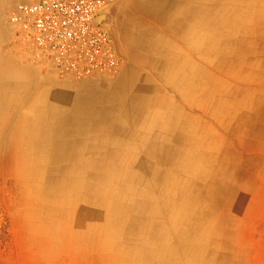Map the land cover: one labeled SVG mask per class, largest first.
Returning a JSON list of instances; mask_svg holds the SVG:
<instances>
[{
  "label": "crops",
  "instance_id": "crops-1",
  "mask_svg": "<svg viewBox=\"0 0 264 264\" xmlns=\"http://www.w3.org/2000/svg\"><path fill=\"white\" fill-rule=\"evenodd\" d=\"M21 1L0 0V156L19 150L28 177L50 184L39 188L44 198L64 192L68 209L84 188L97 192L110 236L126 240L138 230L140 246L125 250L136 254L135 263L216 264L219 256L206 263L202 247L215 227L226 234L234 208L217 205H230L223 198L231 178L253 153L245 122L237 125L235 94L245 90L237 78L252 76L264 61L257 16L264 1L247 0L248 10L238 11L236 0H121L109 15L125 61L120 78L80 92L56 84L17 46L10 14ZM122 188L134 199L133 213L144 217L118 213ZM171 237L196 241L195 252L186 260L173 256Z\"/></svg>",
  "mask_w": 264,
  "mask_h": 264
},
{
  "label": "rangeland",
  "instance_id": "rangeland-1",
  "mask_svg": "<svg viewBox=\"0 0 264 264\" xmlns=\"http://www.w3.org/2000/svg\"><path fill=\"white\" fill-rule=\"evenodd\" d=\"M120 1L114 4L109 15ZM236 2L238 11L248 10L245 8L247 0ZM257 16L264 31V8ZM108 21L109 26L106 21L101 23L106 25L111 33L112 25L109 19ZM17 46L29 55L28 58L34 66L44 72L53 73L56 84L72 86L78 92L91 85L110 84L120 78V75H102L86 81H63L49 63L36 59L20 39ZM260 64L261 69H253L252 76H240L236 81L238 89L241 86L245 88L235 94L237 125L245 122L246 145L251 147L253 153L246 158L245 167L239 168L231 178L230 195L223 198L226 199L225 202L231 199L230 205H217L222 210L229 207L234 209L228 212L230 224L222 229L226 234H219L215 227L216 230L210 235L212 242L205 243L202 247L206 263L210 257L217 254L220 259L216 264H264V61ZM252 77L263 79L253 82ZM19 113L23 115L28 113V110L18 109L16 114ZM241 115H244V120L240 118ZM17 152L19 150L14 149V155L0 156V264H138L135 263L136 254L125 252L140 246L136 237L138 230L134 234L127 232L131 237L126 240L123 235L114 238L110 236L104 214L105 204L97 192H87L84 188L80 192L81 197L75 204H70L69 209L66 206L68 201L65 198L62 200L63 197H68L63 196L64 192H58L55 195L57 199H46L45 191L41 192L39 188H47L50 184L38 177H28L26 168L19 166ZM87 183L89 184L88 181ZM87 183L84 181L85 186ZM124 190L125 188H122L120 192L122 197L116 199V204L120 207L118 213L126 218L133 215L137 218L144 217L138 211L133 213L136 207L134 199L125 198ZM70 192L75 194V189ZM204 192L206 190H203L201 201L206 200L203 198ZM51 210L62 211L52 213ZM145 217H149V214H145ZM195 244L196 241L179 242L175 237L168 240L169 250H178L172 255H179L180 260L183 256L186 260L195 252L191 250ZM157 247L160 251L161 247ZM180 251H184V254ZM144 257L141 255L142 259ZM153 264L162 263L155 259Z\"/></svg>",
  "mask_w": 264,
  "mask_h": 264
},
{
  "label": "built area",
  "instance_id": "built-area-1",
  "mask_svg": "<svg viewBox=\"0 0 264 264\" xmlns=\"http://www.w3.org/2000/svg\"><path fill=\"white\" fill-rule=\"evenodd\" d=\"M118 0H22L10 22L34 57L49 63L63 81L118 76L124 60L99 16Z\"/></svg>",
  "mask_w": 264,
  "mask_h": 264
},
{
  "label": "bare ground",
  "instance_id": "bare-ground-1",
  "mask_svg": "<svg viewBox=\"0 0 264 264\" xmlns=\"http://www.w3.org/2000/svg\"><path fill=\"white\" fill-rule=\"evenodd\" d=\"M118 3V2H117ZM158 2H156L155 4H157ZM118 5V4H117ZM157 6V5H156ZM206 9V8H205ZM111 11V10H110ZM110 11H108V12H105V13H103L101 16H99V18H98V21L99 22H101V21H106L107 22V26H109V21H108V19H109V12ZM122 11V10H121ZM160 11V10H159ZM117 17V16H116ZM115 22H116V20H115ZM113 23V22H112ZM116 25H117V23H116ZM116 25H115V27H116ZM132 26V25H131ZM130 26V27H131ZM115 27H114V29H115ZM116 29H118L117 27H116ZM115 29V30H116ZM114 30V31H115ZM113 31V30H112ZM115 33V32H114ZM117 33H118V31H117ZM116 33V34H117ZM115 35V34H114ZM135 77V76H134ZM132 78V77H131ZM122 90V89H121ZM30 157H31V155H30ZM58 157V156H57ZM63 157V156H62ZM70 162H71V160H70ZM76 163V162H75ZM83 163H84V161H83ZM67 164V163H66ZM50 165V164H49ZM64 166V165H63ZM80 168V167H79ZM70 170V169H69ZM81 171V170H80ZM39 172V171H38ZM64 175V174H63ZM66 176V175H65ZM81 176V175H80ZM82 177V176H81ZM43 179V178H42ZM61 184V183H60ZM82 184V183H81ZM69 187V186H68ZM80 188V187H79ZM51 189H52V187H51ZM73 195V194H72ZM76 199H78V198H76ZM74 200H75V198H74ZM76 201V200H75ZM109 201V200H108ZM113 204V203H112ZM114 205V204H113ZM54 213V212H53ZM108 214V213H107Z\"/></svg>",
  "mask_w": 264,
  "mask_h": 264
},
{
  "label": "water",
  "instance_id": "water-1",
  "mask_svg": "<svg viewBox=\"0 0 264 264\" xmlns=\"http://www.w3.org/2000/svg\"><path fill=\"white\" fill-rule=\"evenodd\" d=\"M101 23V22H100ZM101 24H103V23H101ZM104 25V24H103Z\"/></svg>",
  "mask_w": 264,
  "mask_h": 264
}]
</instances>
